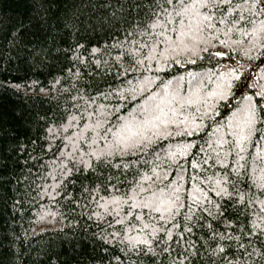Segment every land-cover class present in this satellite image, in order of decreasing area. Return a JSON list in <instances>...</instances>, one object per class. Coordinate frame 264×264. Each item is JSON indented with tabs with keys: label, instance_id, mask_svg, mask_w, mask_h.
Listing matches in <instances>:
<instances>
[{
	"label": "snow or ice",
	"instance_id": "1",
	"mask_svg": "<svg viewBox=\"0 0 264 264\" xmlns=\"http://www.w3.org/2000/svg\"><path fill=\"white\" fill-rule=\"evenodd\" d=\"M126 3L127 9L122 5L120 11L135 15L120 18L126 25L125 38L107 49L117 68L114 79L118 83L113 86L107 79L113 63L95 59L106 86H97L93 96L73 97L83 100L85 106L68 120L83 122V128L62 137L72 145V152L67 154L72 168L58 165V176L63 178L59 187L66 190L67 178L75 172L80 174L76 179L83 182V190L94 194L101 190L99 181L104 171L116 170L104 180L118 192L111 183L116 179L126 191L110 196L98 207L113 216L114 224L127 226L121 231L101 232L98 239L119 245L129 260L133 254H137L136 260L143 256L150 264H249L253 254L264 259V251L253 243L258 240L264 246V84L259 82L264 80V68L257 80L245 67L257 55L264 57V0ZM235 35L240 39H233ZM137 37L145 39L141 42ZM100 51L98 47L91 49L93 56ZM224 57L232 62L221 63L218 58ZM213 63L222 70L196 73L185 68L188 64L206 67ZM173 65L184 68L187 91L183 90L184 75L161 78L160 73ZM261 65L264 58L254 67ZM129 73L141 78L129 79ZM237 96V105L221 124L216 120L217 115H223L220 107L227 110V103ZM127 101H133L134 107L125 113L122 109ZM209 121L212 131L201 144L186 139L207 131ZM73 126L62 125L65 131ZM164 140L170 142L164 145ZM250 146L259 151L250 153ZM244 154L253 157V164L259 161V176L253 167L249 177V170L241 163ZM230 156L235 157L231 162ZM203 165L219 166L222 174L204 180L199 175L186 178V172L204 171ZM242 178L253 181L247 191L238 187ZM188 181L190 188L185 187ZM93 182L95 187L90 186ZM209 192L218 199H212ZM71 196L68 193L66 198ZM253 207L259 212H253ZM230 209L238 213L234 218L225 215ZM93 215L104 219L99 212ZM129 217L133 222H128ZM220 223L226 231L216 227ZM194 229L201 232L199 240L194 238ZM131 232L136 234L129 235ZM225 240L234 244H225ZM112 259L124 264L117 253Z\"/></svg>",
	"mask_w": 264,
	"mask_h": 264
},
{
	"label": "trees",
	"instance_id": "2",
	"mask_svg": "<svg viewBox=\"0 0 264 264\" xmlns=\"http://www.w3.org/2000/svg\"><path fill=\"white\" fill-rule=\"evenodd\" d=\"M122 5L127 9L126 0H0V264H117L112 259L113 253L119 254L124 264H132V261L150 264L143 256L136 260L137 254L129 260L119 245L105 244L98 239L101 232L121 231L127 226L114 224L113 216L105 215V210L98 207L110 196H119L126 191L118 180L111 181L118 192L108 187L104 180L116 170L104 171L99 181L101 190L94 194L83 190V182L76 179L80 174L75 172L67 178L66 190L59 187L63 178L58 176V165L72 168L67 155L72 152V145L62 137L72 136L83 128V122L68 120L69 115L78 116L85 106L83 100H74L73 97L93 96L97 86L101 89L106 86L94 60L113 63V71L107 79L113 86L118 83L114 79L117 68L107 49L125 38L123 28L126 25H122L120 18L135 15L121 12ZM137 39L143 42L145 38ZM233 39L240 37L235 35ZM77 44L82 47L78 48ZM93 47L101 49L96 56L91 52ZM115 55L113 49L112 56ZM262 58L257 55L245 65L247 74L257 80L264 65L254 66L260 64ZM218 59L223 64L232 62L228 57ZM240 59L243 62V58ZM185 68L196 73L222 70L214 63L206 67L188 64ZM177 74L185 76L183 90L187 91L188 77L184 68L173 65L160 76L167 80ZM144 75L150 74L144 72ZM133 77L141 78L137 73H129V79ZM259 82L264 84V80ZM247 91L251 93L252 89ZM238 100L237 96L227 103V110L220 107L223 115H217L216 120L226 123ZM225 103L221 102V105ZM76 104L79 108L73 107ZM133 107L134 102L127 101L122 110L126 113ZM68 123L74 126L65 131L62 125ZM206 127L208 130L198 137L186 139L201 144L212 131L210 121L206 122ZM169 142L164 140L161 143L167 145ZM248 151L256 153L259 149L250 146ZM244 155L245 161L241 163L249 170V177L253 167L259 176V161L253 164V157ZM146 159L152 157L146 156ZM234 159V156L229 157L230 162ZM212 163L210 160L209 165ZM209 165H203L204 171L199 173L186 172V178L199 175L204 180L222 174L219 166ZM252 183L251 179L242 178L238 187L247 191ZM90 186L95 187V182ZM200 186L206 188L204 184ZM185 187L190 188L191 181L186 182ZM252 191L255 192L256 188L253 187ZM68 193H72L71 198H66ZM209 196L218 199L212 192ZM251 210L259 212L256 207ZM97 212L104 215L103 220L93 215ZM237 214L233 209L225 213L233 218ZM243 219L240 217L241 221ZM128 222H133V218L129 217ZM211 222L215 224V221ZM216 227L221 232L226 231L223 223L216 224ZM194 232V238L199 240L200 230L194 229ZM223 243L234 244L227 240ZM253 243L264 251L258 240ZM253 255L254 260L249 264H264V259Z\"/></svg>",
	"mask_w": 264,
	"mask_h": 264
}]
</instances>
